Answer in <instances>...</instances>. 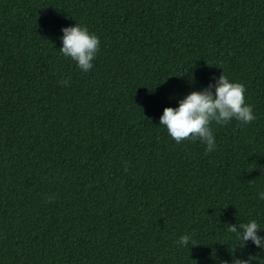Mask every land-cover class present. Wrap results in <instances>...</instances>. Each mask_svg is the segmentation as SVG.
<instances>
[{"label":"trees","instance_id":"obj_1","mask_svg":"<svg viewBox=\"0 0 264 264\" xmlns=\"http://www.w3.org/2000/svg\"><path fill=\"white\" fill-rule=\"evenodd\" d=\"M76 24L86 73L59 51ZM223 73L256 119L176 143L164 109ZM260 192L264 0H0V264H264L228 231L264 236Z\"/></svg>","mask_w":264,"mask_h":264},{"label":"clouds","instance_id":"obj_2","mask_svg":"<svg viewBox=\"0 0 264 264\" xmlns=\"http://www.w3.org/2000/svg\"><path fill=\"white\" fill-rule=\"evenodd\" d=\"M62 31L63 46L59 51L76 61L81 71L88 72L93 68L92 62L99 51L100 39L94 33H90L87 27L79 24L65 27ZM68 83L69 80L61 81L65 86ZM213 88L215 92L212 91ZM245 91L242 83L230 82L223 73L215 84H210L202 91H193L180 100L178 108H165L160 125L166 126L176 143L179 144L185 139H199L207 145L206 152H212L216 143L209 126L212 121L225 124L236 119L242 124H250L256 119L253 106L245 102ZM259 198L264 200V192L259 193ZM52 199L53 196L47 197L49 202ZM228 225V231L237 234V238L243 242V247L246 246V242L251 241L257 247L264 248V236L258 234L261 228L255 220L240 223L238 227ZM190 242L195 247L191 236L183 235L178 244L188 247ZM234 264H249V260L235 259Z\"/></svg>","mask_w":264,"mask_h":264}]
</instances>
